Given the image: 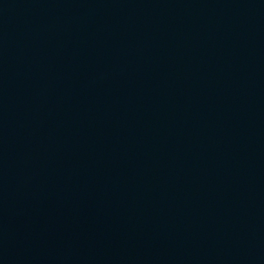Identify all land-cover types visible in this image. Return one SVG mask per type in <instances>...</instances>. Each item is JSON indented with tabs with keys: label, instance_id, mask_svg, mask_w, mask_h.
Listing matches in <instances>:
<instances>
[{
	"label": "water",
	"instance_id": "95a60500",
	"mask_svg": "<svg viewBox=\"0 0 264 264\" xmlns=\"http://www.w3.org/2000/svg\"><path fill=\"white\" fill-rule=\"evenodd\" d=\"M0 264H264V0H0Z\"/></svg>",
	"mask_w": 264,
	"mask_h": 264
}]
</instances>
